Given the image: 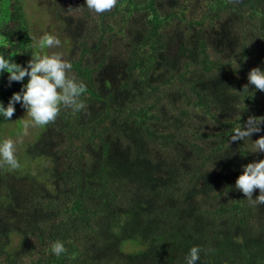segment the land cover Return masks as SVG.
<instances>
[{
    "label": "trees",
    "instance_id": "trees-1",
    "mask_svg": "<svg viewBox=\"0 0 264 264\" xmlns=\"http://www.w3.org/2000/svg\"><path fill=\"white\" fill-rule=\"evenodd\" d=\"M53 1L83 106L0 165V264H185L192 246L197 264H264L259 190L235 188L264 152L231 141L264 117V91L243 89L264 69V0H117L99 23L84 0ZM25 12L0 0V54L21 65L39 54ZM26 81L4 73L0 101Z\"/></svg>",
    "mask_w": 264,
    "mask_h": 264
},
{
    "label": "clouds",
    "instance_id": "clouds-1",
    "mask_svg": "<svg viewBox=\"0 0 264 264\" xmlns=\"http://www.w3.org/2000/svg\"><path fill=\"white\" fill-rule=\"evenodd\" d=\"M86 7L96 13L111 10L117 0H84ZM61 41L54 35L44 34L34 41L33 47L43 50L60 46ZM14 53L0 54V77L7 73L9 86L13 82H23L19 91H15L9 97L7 104L0 101V117L12 121L15 105L19 103L26 110L27 120L24 121V129L29 126H45L54 121L61 106L80 108L83 105L77 102V98L85 91V85L77 83L70 78L68 72L72 65L59 55L31 54L26 65H21L11 59ZM248 84L243 89L249 90L248 85L254 86L253 90L264 91V69L253 67L247 73ZM264 117L249 116L231 134V141H251L248 151L264 152V135L251 140L250 137L262 131L261 124ZM16 141L11 138L0 139V165H6L9 169L19 167L16 158ZM235 188L240 190L245 197L252 198L253 191L259 190V194L253 199L256 204H264V158L253 160L242 165V171L235 180ZM66 251L62 241L57 240L51 245V253L57 257ZM201 249L192 246L185 255V264H197L200 259Z\"/></svg>",
    "mask_w": 264,
    "mask_h": 264
},
{
    "label": "rangeland",
    "instance_id": "rangeland-1",
    "mask_svg": "<svg viewBox=\"0 0 264 264\" xmlns=\"http://www.w3.org/2000/svg\"><path fill=\"white\" fill-rule=\"evenodd\" d=\"M21 4L25 8V13L28 18L29 28L33 41L37 40L44 34H51L60 39L61 44L54 48H45L38 51L42 55V51H46V55H59L63 59L65 58V42L64 32L62 31V22L55 15L53 9V0H20ZM64 11V12H63ZM63 15H69L67 11L63 8L61 10ZM198 15H202L200 10L197 11ZM75 14V13H74ZM101 13L91 14L94 23L100 22ZM74 16V15H72ZM70 18V27L72 28L75 23V18L67 16ZM107 17V16H106ZM104 17V18H106ZM113 17H110L112 20ZM103 19V18H102ZM0 42L2 39L0 38ZM239 55L233 60V63L238 64ZM240 74V73H239ZM241 75V74H240ZM109 88H106L108 90ZM250 105V104H249ZM253 112V111H252ZM26 110L21 106L16 109L15 114L11 117V122H6L0 127V139L11 138L16 141V158L20 159V150H22L26 144L32 140L36 134L41 130L40 126H29L27 130L24 129V121L27 120ZM21 124L22 128L18 129L16 124Z\"/></svg>",
    "mask_w": 264,
    "mask_h": 264
}]
</instances>
